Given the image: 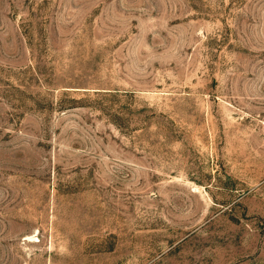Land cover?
<instances>
[{"label": "rangeland", "instance_id": "obj_1", "mask_svg": "<svg viewBox=\"0 0 264 264\" xmlns=\"http://www.w3.org/2000/svg\"><path fill=\"white\" fill-rule=\"evenodd\" d=\"M0 264H264V0H0Z\"/></svg>", "mask_w": 264, "mask_h": 264}]
</instances>
